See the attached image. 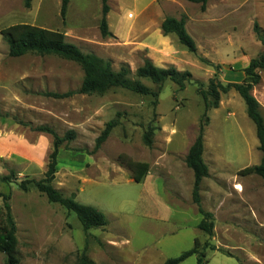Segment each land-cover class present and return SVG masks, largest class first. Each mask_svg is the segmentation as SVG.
<instances>
[{
    "label": "rangeland",
    "instance_id": "374dc122",
    "mask_svg": "<svg viewBox=\"0 0 264 264\" xmlns=\"http://www.w3.org/2000/svg\"><path fill=\"white\" fill-rule=\"evenodd\" d=\"M108 5L112 36L104 37L101 0H70L65 17L62 0H31L29 7L26 0H0V31L30 24L63 32L68 43L110 61L115 71L128 65L131 80L158 93L113 88L48 97L47 92L80 89L82 67L57 55L13 58L0 34V129L33 150L32 161L0 162V192L10 196L17 224L18 264H79L84 252L93 264H165L191 250L196 239L205 255L200 264H264V180L240 174L259 165L262 152L256 125L235 90L222 94L219 108L207 113L204 160L210 176L200 194L203 208L214 216L212 235L198 228L203 217L193 201L194 173L185 162L206 110L198 89H207L214 78L241 83L243 70L263 51L254 27L258 23L264 31V0H208L205 11L189 0H109ZM183 16L197 54L176 35L162 32L165 18ZM145 58L190 72L193 83L181 90L172 81L156 85L138 79ZM260 74L264 83V70ZM117 117L120 125L96 150L97 138ZM43 125L60 137L75 133L60 147L52 185L63 197L102 211L106 227L86 233L74 212L49 202L32 183L45 178L53 151V136L35 129ZM151 127L156 131L149 147L144 135ZM128 160L150 165L143 182L133 180ZM3 177L14 179L3 182ZM23 181L29 182L27 192ZM0 264H8L4 253Z\"/></svg>",
    "mask_w": 264,
    "mask_h": 264
},
{
    "label": "trees",
    "instance_id": "16d2710c",
    "mask_svg": "<svg viewBox=\"0 0 264 264\" xmlns=\"http://www.w3.org/2000/svg\"><path fill=\"white\" fill-rule=\"evenodd\" d=\"M103 4V17L101 21V31L104 37L112 36L108 28V14L110 7L109 0H101ZM193 3L201 4L202 10L205 11L208 0H189ZM31 0H26L27 7L30 6ZM70 0H62L61 14L66 16ZM162 32L165 36L174 34L179 42L185 46L189 52L197 54V45L193 37L187 30V17L183 16L181 19L167 17L161 25ZM258 41L263 46V51L259 57L250 61L248 67L243 72L245 78L241 83L229 82L223 84L217 78L211 79L207 89H198V93L202 96L205 104L204 120L201 122L199 134L191 146L185 162L188 168L194 173L193 186V201L198 207L199 213L202 215V220L198 228L205 231L209 235L213 234L214 230V216L211 212L206 211L202 206L201 199V183L205 178L210 176V169L204 160L205 152V127L208 125L209 117L207 115L210 109H217L220 106L222 94H227L235 90L244 100L247 107V114L249 118L256 125L257 136L260 141L259 149L262 152V160L259 165L247 167L243 169L240 174L243 176L256 174L264 180V118L261 112V105L253 95L254 87L257 86L261 80L260 71L264 70V31L256 23L254 27ZM3 40L8 44L9 55L13 58L23 57L27 54L33 53L40 56L57 55L66 60L73 61L79 64L84 71V80L80 89L76 91H69L65 93H45L48 97L56 99H65L76 94H105L113 88H123L141 95H154L150 88L144 85L139 80H131V69L128 65H122L119 71H115L110 61L102 60L96 56L86 54L81 51L79 47L68 43L66 35L63 32L47 29L44 27L30 25V24H16L0 31ZM202 62L209 63L208 60L201 58ZM138 79H147L156 85H163L167 81H172L184 90L187 84L193 83V76L190 72L179 71L175 67L161 68L154 64L150 58H145L143 65L136 71ZM197 84H201L197 82ZM203 86V84H201ZM120 116V114H119ZM120 125L118 117L109 121L101 135L96 140V150L108 140L112 131ZM37 131L51 134L54 138L53 151L49 156V163L45 178L40 181H34L38 191L47 196L49 202L56 203L69 212H74L86 233L93 229L104 228L108 225L106 215L99 209L84 205L76 201L74 197H63L53 185L55 175L58 172V156L60 147L65 141L71 140L75 133L69 132L65 137H60L58 133L47 125L35 128ZM156 128L151 127L144 135V142L151 147L153 144L152 137ZM127 165L133 173V180L136 183H141L148 176L150 172V165L145 162H133L128 160ZM14 177H3L2 181H13ZM28 181H23L20 187L23 191H29ZM0 199L3 200V206L0 208V253H4L7 257L8 264H18L17 259V224L12 214V208L8 203L9 195L0 192ZM200 242L195 240L194 247L182 253L179 257L168 259L165 264H181L192 256H199L198 264L201 263V258L205 255L199 251ZM79 264H93L88 259L84 252L80 257Z\"/></svg>",
    "mask_w": 264,
    "mask_h": 264
},
{
    "label": "crops",
    "instance_id": "0c3cea01",
    "mask_svg": "<svg viewBox=\"0 0 264 264\" xmlns=\"http://www.w3.org/2000/svg\"><path fill=\"white\" fill-rule=\"evenodd\" d=\"M256 91L259 92V96L257 97L256 95V99L261 105L262 116L264 118V83L262 82V80L257 86L254 87L253 92ZM1 132L2 130L0 129V162L3 161L7 163V159H11L13 157H19L24 161H32L33 150L31 148L27 149L28 147H30V143H28L26 140H21L20 138H14V136L12 138L11 134H9V132L7 131H5V133ZM21 151H23L24 153H22Z\"/></svg>",
    "mask_w": 264,
    "mask_h": 264
}]
</instances>
